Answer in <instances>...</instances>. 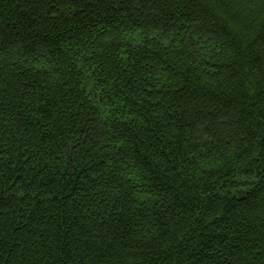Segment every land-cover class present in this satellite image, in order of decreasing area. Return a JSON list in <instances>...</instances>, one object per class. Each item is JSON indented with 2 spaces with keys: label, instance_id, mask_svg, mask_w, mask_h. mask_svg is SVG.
<instances>
[{
  "label": "trees",
  "instance_id": "16d2710c",
  "mask_svg": "<svg viewBox=\"0 0 264 264\" xmlns=\"http://www.w3.org/2000/svg\"><path fill=\"white\" fill-rule=\"evenodd\" d=\"M0 264H264V0H0Z\"/></svg>",
  "mask_w": 264,
  "mask_h": 264
}]
</instances>
